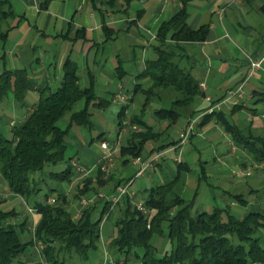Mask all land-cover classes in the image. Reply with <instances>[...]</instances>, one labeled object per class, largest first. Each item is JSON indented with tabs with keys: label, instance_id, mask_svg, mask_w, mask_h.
Segmentation results:
<instances>
[{
	"label": "trees",
	"instance_id": "1",
	"mask_svg": "<svg viewBox=\"0 0 264 264\" xmlns=\"http://www.w3.org/2000/svg\"><path fill=\"white\" fill-rule=\"evenodd\" d=\"M118 1L129 7L135 0L109 3ZM184 12L185 3L174 17L160 24L156 45L150 47L154 57L145 62L143 71L136 76L137 82L126 92L119 90L108 99L96 98L91 85L81 88L76 67L69 62L63 66L61 82L54 89L43 83L38 85L27 77L25 70L4 69L0 73V113L9 94L13 102L26 108L24 117L8 129L4 130L5 125L0 122V186L4 190L0 194V264H26L24 257L35 246L40 247L38 255L42 261L33 264L90 263L100 251L97 245L101 243L103 220L110 221L113 229L103 244L104 260L110 259L104 264H264V210L247 211L249 207L241 195H229L210 211H195L200 184L190 199L184 198L186 178L192 172L187 164L175 162L172 179L164 177L161 185L150 186L133 197L125 195L113 206L111 198L116 189L129 184L130 179L116 178L109 169L111 160L98 164L83 177L76 167L85 171L88 168L79 166L74 155L67 154L72 128L91 129L90 107H120L116 140L127 125L126 136L118 147L119 159L126 165L139 159L147 145L150 154L179 150V129L211 105L224 103L222 98L207 103V109H193L206 96L185 68V57L174 49L178 43L204 42L207 27L190 30L183 25L173 31ZM15 18L8 1L0 0L2 45ZM4 26L6 30L2 29ZM35 91L37 101L27 106L28 93ZM118 93L128 97L126 103L113 102ZM138 97L141 104L130 113ZM259 101L264 104V94ZM80 105L82 108H78ZM241 110L238 103L228 116L221 109L213 111L203 116L198 127L214 122L250 159L255 170L264 172V137L255 136L250 124L240 129L230 120ZM65 116L67 126L61 129L57 123ZM146 116H153L156 122L148 124ZM97 140L105 141L110 148L116 144L104 140L103 134ZM204 164L200 163L197 180L206 184ZM102 167L108 172H103ZM250 177L251 172L242 179ZM78 178L82 180L73 185ZM64 185L75 191L73 200H86L89 204L81 206L79 202L72 210H65L70 199ZM4 195L21 200L20 221L14 210L3 209L7 202ZM138 203H142L143 211L137 209ZM27 208L34 213L30 214ZM237 208L246 211L238 213L234 210Z\"/></svg>",
	"mask_w": 264,
	"mask_h": 264
},
{
	"label": "crops",
	"instance_id": "2",
	"mask_svg": "<svg viewBox=\"0 0 264 264\" xmlns=\"http://www.w3.org/2000/svg\"><path fill=\"white\" fill-rule=\"evenodd\" d=\"M7 1L16 18L4 42V60L10 59V68L6 69L25 70L29 79L52 88L59 86L63 66L69 62L76 67L79 86L88 88L91 85L96 98L97 92L107 93L109 97L119 90L124 93L137 82L136 76L143 71L145 62L154 57L150 47L156 45L158 27L174 17L185 3L184 15L173 31L183 25L190 30L207 27L206 40L202 43H178L174 52L185 57V68L199 84L204 85V94L211 102L224 98L223 104L218 103L219 109L231 111L232 107L227 105L230 102L226 100L230 92L239 90L242 110L236 115L241 116L239 121L242 123L237 126L243 129L250 124L255 136L264 137V104L259 101L264 94V0H135L129 7H125L122 1L110 4L109 0ZM2 29L6 30L5 26ZM250 59L261 61L262 66L253 79L247 80ZM31 93L38 99L36 91ZM8 104H4L5 113L9 112L8 108L12 111L5 122L11 127L24 117L26 111L21 117L19 110L23 108L15 102L11 106ZM140 104L141 98L138 97L132 112ZM109 106L117 108V115L120 107L113 104L99 110ZM208 107L206 102L198 100L193 109L200 111ZM144 120L151 124L156 122L153 116H146ZM89 121L90 130L102 132L94 126L91 118ZM79 129L78 137L72 134L67 141L79 166L94 170L105 161V153L99 148L103 141L95 144V151H91L89 147L94 143L93 139L88 141ZM203 144L206 148L198 150V162L205 163L203 169L208 179L219 183L218 198L212 199V203L229 195H241L252 211L264 210V172L252 170L255 168L250 159L214 122L198 127L185 146L195 149L196 145ZM149 151L150 146L147 145L139 159L127 164L135 168L134 177L125 173L118 177L120 180L130 179V197L146 191L150 186L161 185L164 177L172 179L175 162L185 163L177 158L172 164L167 158L179 150L160 152L161 156L156 161L153 159L158 153L150 154ZM232 156H238L235 159L237 162L229 165L227 160ZM140 169L144 172L136 177ZM230 169L251 172L250 179L255 180H231L226 176ZM146 172L148 175L145 177ZM190 178L192 175H188L186 181ZM78 181L79 178L73 185ZM134 183L136 188L131 189ZM63 190L68 196L64 186ZM1 193L4 194V190L0 186ZM203 194L201 185L196 199L199 212L213 207L209 203H204L208 207L201 203ZM3 197L7 199L3 206L5 211L18 207L20 199L7 195ZM21 210L15 211L18 221L23 216ZM31 220L34 225L36 216L33 215ZM97 247L104 252L103 244ZM34 254L38 256V251L29 253V259Z\"/></svg>",
	"mask_w": 264,
	"mask_h": 264
},
{
	"label": "rangeland",
	"instance_id": "3",
	"mask_svg": "<svg viewBox=\"0 0 264 264\" xmlns=\"http://www.w3.org/2000/svg\"><path fill=\"white\" fill-rule=\"evenodd\" d=\"M7 46H10V44L7 43ZM5 52H6V49L4 48V45H2L0 43V57L4 56ZM137 55L140 56L141 54L138 52ZM9 64H10V59L7 60L6 62H5L4 59H0V73L3 72V70L6 69V68H8V67L10 68V66H8ZM4 65H5V67H4ZM38 82L41 83L40 81H38ZM52 88L54 89L56 87H52ZM97 95H98V99H108V98H110L107 93H103V92H97ZM36 101H37V98L35 96H33V94L31 92H29L27 97H26V99H25L26 105L29 106L31 104H34ZM6 103H9L8 105H10V106L13 103L10 94L8 95L7 98L4 99L3 112L0 113V122H1V124L5 125V126H3V129L4 128L8 129V124L5 121H6L7 118H10L9 112L11 113V111H12L11 108H8L9 112L8 113L6 112L7 114L5 113V111H7V110L4 108V104H6ZM134 105H135V103H134ZM227 105H229L231 107L233 106L232 103H228ZM132 106L129 109L130 113L132 112ZM78 108H82V105L78 106ZM116 110H117V108L114 107V106H109L105 110L104 109L99 110V109L90 107L89 108V112L91 113V121L93 122L94 126L98 127L100 130H102V132H98V130L93 131V129L90 130V131H87V130H84V129H81V130L86 135L88 141H91V139H93V141H94V143L91 144L90 147H89V149L91 151H93V150L95 151V146L98 145L99 142H100V141L97 140V137L102 135V134H103V139L106 140L108 143L116 142V144L113 147H111L113 149V153H112L111 161L109 162L110 172L112 171L116 178H118L121 173H125L128 176L134 177L135 168L131 167L130 165L128 166L127 164H126L127 166L123 165L125 167L121 166L122 163H121V161L119 159L118 147L122 144V142L124 140V137L126 136V131H127L128 126L127 125L124 126L125 129H122V131H121L122 136H119L118 140H116V133H117V126H116L117 115H116ZM222 110H223V112H224V114L226 116L229 115L230 111H226L225 109H222ZM19 111H20L19 114L22 117L24 115L25 111H26V108H23V110L20 109ZM129 112L127 113L128 115L130 114ZM3 113H5V115ZM240 117L241 116H237V115L231 116L232 120L231 119L230 120L232 122H234L236 125L240 126V123H242V122L239 121ZM67 122H68V117L65 116L63 119H61L57 123V126L59 128H61V129H65V127L67 126ZM148 124H151V122L148 121ZM79 131H80L79 128L74 127V128H72L70 133H71V135L73 134V135L78 137ZM103 142H105V141H103ZM148 147H149V145H148ZM203 147L206 148V145H204V144L202 146L201 145H196L195 149L191 148V147L189 148L188 146H185V147H182L179 151H177L175 153H172V154H169L167 156V158L169 159V161H171L172 164H173L172 161H174L177 158H179L182 161H184L185 163H187V165L192 170V172L190 174V175H192V178H190L189 180L186 181V187H185L184 193H183L184 198L185 199H190L192 197V195H194L195 191H197L198 184H200L199 187L202 185L203 189H204V194L202 195L201 203L202 204L209 203L208 204L209 206H213L215 204H220L218 201L215 202V203H212L213 197L218 198V195H219L218 184L219 183H217L216 181H214L212 179H210V180L207 179L206 184H204L203 181H201L199 183V181L197 180L198 176H200L199 175V173H200V163L198 162V154L197 153H198V150H200ZM220 151L222 152L223 148H221ZM67 154L69 156L74 155V152H73V149H72L71 146H70V148H68ZM237 158H238V156H235L234 158H233V156L230 157L227 160L228 164L229 165L235 164V161H236L235 159H237ZM123 168H125V169L122 170ZM252 170H255V169H252ZM229 171H230V173H227L226 176L229 177L231 180L240 181L242 179L239 176H232L231 177V175L233 173H238L240 171H233V170L231 171V169ZM147 175H148V172H146L144 174L145 177ZM247 179H249V181H254L255 180V178H251V179L247 178ZM81 180L82 179H79L78 182H80ZM48 184H50V183H48ZM132 188L133 189L136 188V184L135 183L132 185L131 189ZM64 189L66 190V192H68V198L70 199L69 206L67 205L66 207H64V209L67 210V211H70L73 208H75L77 205L81 204V202H80L81 199H79L77 201L72 199L76 194H75V191L73 189H70L69 186L64 185ZM98 191L100 192L101 190H98ZM48 193H49V191H48ZM51 194L54 195V193H51ZM244 196L246 197L245 194H244ZM79 202H80V204H79ZM18 204H19L18 207L16 206V208H14V211L18 210L19 208H21L23 206L21 200H19ZM204 205L207 206V204H204ZM81 206H82V204H81ZM194 209H195V211L197 210V204L194 205ZM237 209H240V208H237ZM237 209H234V210L236 212H238V213H240L242 210L246 211L243 208H241L240 210H237ZM208 210L210 211L211 209H208ZM247 211H252V208L249 207L247 209ZM101 226H102V236H101V243L100 244H105L108 241V238L112 235L113 229H112V226L110 224V221L105 222L103 220L102 223H101ZM32 251H34V253H36L37 251L39 252L40 251V247H36L35 246L34 248L30 249L29 253H31ZM102 253L103 252L100 253V251L97 252L95 254V258H94L95 260L94 259L91 260V262L89 264H104V263L110 261L109 258L104 260L105 257H103ZM38 260L42 261V259L39 258V255L37 256L35 254H34L32 259H29V254L24 257V261H25L26 264H33V263H35ZM77 264H83V263H78L77 262Z\"/></svg>",
	"mask_w": 264,
	"mask_h": 264
},
{
	"label": "built area",
	"instance_id": "4",
	"mask_svg": "<svg viewBox=\"0 0 264 264\" xmlns=\"http://www.w3.org/2000/svg\"><path fill=\"white\" fill-rule=\"evenodd\" d=\"M261 66H262L261 61L250 59L248 62L247 80L253 79L255 77L256 73L261 70ZM263 78H264V72H263ZM199 88L204 92L205 87L203 84H200ZM127 100H128V97L126 95H122L121 93H118L114 96L113 102L119 103V104H124V103H126ZM240 100H241V93L239 90H236V91H232L229 93L226 102H230L233 105H236L240 102ZM204 102L212 103L209 97H205ZM219 106H220V104L211 105V107L209 109H207L205 112H202L201 114L197 115L196 117L191 119L188 123H186L185 125H183L179 129V131H178V141L179 142L177 145V148H179V150L188 144L190 136L194 134L195 129L200 125L203 116H205L206 114H210L213 111L219 110ZM99 148L102 151H104V153H105L104 154V160L110 161L111 157H112L113 150L108 146V144L106 142H102V143H100ZM160 156H161V154L156 155L154 157L153 161L158 160L160 158ZM73 166L76 167V165H74V164H73ZM101 170L103 172H106V173L108 172V169L105 167H102ZM91 171H92L91 168L85 171L84 169L76 167V172L80 173L81 176H83V177L87 176ZM143 172H144V169H140L137 172L136 177L142 176ZM232 176H239L241 178L248 177V176H250V172H248V171H246V172L242 171L241 172L240 171L238 173H233L231 175V177ZM128 188H129V184L124 185V186H120L116 189V194L111 198V203L113 206L116 205L117 203H119V201L122 199L123 196L130 195ZM102 196L103 195H101L100 197H102ZM49 202H52V201H49ZM81 204H82V206H86L89 204V202L86 200H82ZM137 209L140 211H143L142 203L137 204ZM27 210L30 214L34 213L33 210L30 208H27Z\"/></svg>",
	"mask_w": 264,
	"mask_h": 264
}]
</instances>
